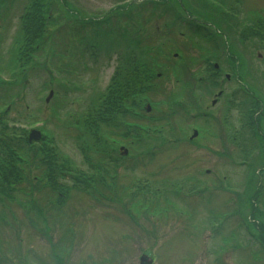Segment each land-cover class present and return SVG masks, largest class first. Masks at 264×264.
Returning a JSON list of instances; mask_svg holds the SVG:
<instances>
[{"label": "rangeland", "instance_id": "obj_1", "mask_svg": "<svg viewBox=\"0 0 264 264\" xmlns=\"http://www.w3.org/2000/svg\"><path fill=\"white\" fill-rule=\"evenodd\" d=\"M38 1L46 3L42 13L33 11V0H0V73L27 72L16 89H0V114L12 103L5 116L13 122L29 129L46 121L48 144L65 175L57 178L56 191L35 167L38 159L22 169L12 203L0 201V264H141L142 256L150 264H264V113L260 128L243 129L240 100L226 106L234 91L258 99L264 111V0H222L227 16L202 3L190 8L189 0H134L117 18L110 8L121 0ZM189 9L199 16L188 14L195 20L212 21L201 23L209 27L207 35L220 39L218 50L207 47L199 29H188ZM35 15L46 24L40 54L18 64L25 27ZM246 22L260 32L243 30ZM146 45L160 46L153 52L165 67L152 73L161 76L148 83L150 104L140 95L133 101L137 107L125 105L133 111L150 107L149 114L131 111L127 120L157 126L163 135L144 138L129 130L134 135L113 146L106 134L120 138L119 129L101 116L96 135L82 119L111 98L122 57L127 61L131 51L141 57ZM208 60L225 72L206 93L193 79L213 73ZM63 64L70 69L62 70ZM51 90L55 95L47 103ZM192 123L203 134L191 139ZM235 130L242 131L236 139ZM251 131L255 145L247 138ZM95 142L101 155L90 149ZM120 147L128 155L121 156ZM113 152L120 155L115 166ZM79 176L96 182L84 189L74 180Z\"/></svg>", "mask_w": 264, "mask_h": 264}, {"label": "trees", "instance_id": "obj_2", "mask_svg": "<svg viewBox=\"0 0 264 264\" xmlns=\"http://www.w3.org/2000/svg\"><path fill=\"white\" fill-rule=\"evenodd\" d=\"M35 5L34 10L37 9V11L40 10V13L43 12L44 7L46 3H40L38 0H33ZM49 0H45V2H48ZM206 6V5H205ZM39 9H38V8ZM208 7V6H207ZM42 8V10L40 9ZM124 11L118 10L115 12V15L119 17L121 14H123ZM119 13V14H118ZM115 15L109 17L107 20H105L103 23L110 22ZM31 19L32 23L27 22V25L25 27L24 35L26 36L24 39L25 44L23 45L22 51H20V54L22 56L16 60H18V64L20 63L21 59L23 60V56L25 58L33 57L32 52H35L38 54L41 47V40L45 37V20H42L39 18V16L35 15ZM124 40V38H123ZM136 44V43H135ZM141 57L140 55L135 52L131 51L129 53V57L127 61H125V57H122L124 60V63L122 64L124 67H122L121 71L117 72L116 76H118L116 83L114 84L115 87L110 88V91L113 90V94L111 95V98L109 101L101 103H97V106L91 107L92 109H88L86 112V115L84 119H82V122L85 123V127L91 132H94L96 135H98V128L100 125H98L96 122L98 119H101L108 124H112V127L119 129L120 134L118 135L120 138H115L111 135L106 134V139L108 142L112 143L114 146V143L117 141H124V138H130L134 134L132 132H129V130H135L137 133L142 135L144 138L149 137V134L154 135L155 133L147 132V130H142L140 127L142 124L139 122H130L127 119H133L132 114L130 112H135L136 114L143 113L145 115L149 114L146 109L137 108L133 111V109L129 108L127 109V105H131L132 107H137L134 103V98L139 97L140 95L144 96L145 98L147 96V88L148 83L152 82L154 79L153 72L151 69L146 68V61L149 62V60H146L147 53H149L145 47L143 46L141 48ZM139 52V50H138ZM139 55V56H138ZM20 56V55H19ZM146 57V58H145ZM150 57L157 59V56ZM15 60V63H16ZM17 64V65H18ZM140 64V67L138 65ZM68 65H62V70H68L70 68L67 67ZM151 70V71H150ZM16 75L13 77V83H5L0 80V89H3L5 92H8L9 90H13L14 85H18L22 80H24L27 76L25 71L21 70H15ZM147 72L142 77H139V72ZM72 74V73H70ZM144 85V86H143ZM59 88H63L62 85H58ZM152 86H149V88ZM16 89V88H14ZM57 95H59V92H57ZM56 95V97H57ZM15 96V95H14ZM60 96V95H59ZM105 96V95H104ZM55 97V98H56ZM10 99L12 97H9ZM59 99V98H57ZM107 99V96H106ZM13 101V99L11 100ZM59 103V100H55ZM64 106H68V104L62 102L60 103ZM126 105V106H125ZM125 106V108H124ZM129 106V107H131ZM56 110L53 111L52 117L57 118L58 114H61L60 108H55ZM10 109H6L4 111V114L0 115V201L2 202L7 201L10 203L12 201V198H14V187L15 185H19L18 183L21 182V173L22 169L26 168V165L29 164L31 161L34 163L35 159H38L37 162H35V167L38 168V170H41L46 173V180L48 183V186L51 187L53 190H60L59 189V183L57 182V178L59 176H64L63 172L59 170V166L56 161V157L53 154V149L51 147H48V142L45 140L41 141V143L36 142H29V133L26 131H22L19 128H15L9 125L8 118H6L5 114L9 113ZM139 112V113H137ZM140 115V114H139ZM97 116V117H96ZM153 118V117H151ZM96 123V124H95ZM135 134V135H136ZM100 135V133H99ZM148 135V136H147ZM107 142V143H108ZM108 143V144H110ZM100 146H102L99 142H95L94 147H90L91 151L93 153H96L97 155H101L99 153H102V150L100 149ZM110 160L112 162L117 163V161L120 160V155L118 152L111 153ZM113 165V166H115ZM74 180H76L77 183H82L84 185V189H87L89 183L96 182V179H93L92 177L87 176H79L74 177ZM63 189V188H62ZM67 190H69L67 188ZM59 193H62L59 191ZM12 203V202H11Z\"/></svg>", "mask_w": 264, "mask_h": 264}, {"label": "water", "instance_id": "obj_3", "mask_svg": "<svg viewBox=\"0 0 264 264\" xmlns=\"http://www.w3.org/2000/svg\"><path fill=\"white\" fill-rule=\"evenodd\" d=\"M52 95H53V92H51V94H50V96H49V98L47 99V101H49L50 100V98L52 97ZM34 133V134H33ZM32 133V135H31V138H30V140H32V139H39V134L38 133H36V134H38V135H36L35 134V132H33ZM128 152L127 151H125L123 154H127ZM141 264H150V261H148V258H147V256H143L142 258H141Z\"/></svg>", "mask_w": 264, "mask_h": 264}, {"label": "flooded vegetation", "instance_id": "obj_4", "mask_svg": "<svg viewBox=\"0 0 264 264\" xmlns=\"http://www.w3.org/2000/svg\"><path fill=\"white\" fill-rule=\"evenodd\" d=\"M245 50H247V49H245ZM260 56V55H259ZM220 68V67H219ZM229 77L228 78H231L230 77V75H228ZM250 126V125H249ZM251 134H248L247 135V138H250V139H252L251 141H252V144H254V134L252 133V131L250 132ZM241 134H242V131H241ZM237 137H234V139H236Z\"/></svg>", "mask_w": 264, "mask_h": 264}]
</instances>
